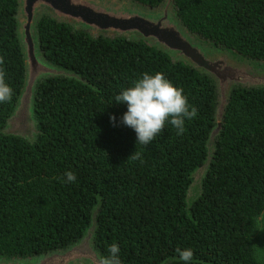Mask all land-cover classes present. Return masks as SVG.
<instances>
[{
  "label": "trees",
  "instance_id": "obj_1",
  "mask_svg": "<svg viewBox=\"0 0 264 264\" xmlns=\"http://www.w3.org/2000/svg\"><path fill=\"white\" fill-rule=\"evenodd\" d=\"M166 0H133L155 9ZM182 24L201 40L264 65V0H172ZM16 0H0V56L13 88L0 104V256L28 259L78 241L96 216L95 248L112 243L122 264H162L190 247L192 264H262L253 236L264 212V88L231 91L202 193L187 199L193 172L208 159L216 127L217 90L206 74L125 39L91 38L43 17L40 49L52 64L86 83L51 78L39 83L33 143L5 136L24 86ZM144 72H162L183 89L197 115L176 134L170 124L149 145L119 117L111 100ZM141 159H132L133 152ZM72 171L76 181L66 183ZM169 264H181L179 260Z\"/></svg>",
  "mask_w": 264,
  "mask_h": 264
},
{
  "label": "water",
  "instance_id": "obj_2",
  "mask_svg": "<svg viewBox=\"0 0 264 264\" xmlns=\"http://www.w3.org/2000/svg\"><path fill=\"white\" fill-rule=\"evenodd\" d=\"M16 34L23 54L24 86L12 114L2 130L33 143L39 133L34 118L36 87L51 78H68L86 83L77 74L50 63L41 52L37 24L48 17L58 24L83 31L91 38L125 39L144 42L149 47L168 55L173 62H182L208 75L215 83L218 98L216 127L210 133L208 159L193 174L187 199L193 201L202 193V181L207 175L214 153V142L220 132L230 93L235 88H264V65L217 47L194 36L182 24L172 0L155 9L145 8L133 0H16ZM98 203L91 225L74 244L28 259L0 256V264H101V255L94 245ZM179 260L167 259L162 264Z\"/></svg>",
  "mask_w": 264,
  "mask_h": 264
},
{
  "label": "clouds",
  "instance_id": "obj_3",
  "mask_svg": "<svg viewBox=\"0 0 264 264\" xmlns=\"http://www.w3.org/2000/svg\"><path fill=\"white\" fill-rule=\"evenodd\" d=\"M4 57L0 56V104L10 102L13 88L6 80L3 67ZM124 104L126 110L117 117L109 115V120L116 126L121 124L131 128L135 133V145L151 144L163 131L166 123L176 129V134L185 131V121L194 118L197 110L190 106L183 89L174 85L162 72H144L135 78L128 87L121 88L111 100V104ZM132 159H141L139 152L131 154ZM66 183L76 181V174L72 171L64 173ZM264 229V218L259 221ZM181 264H192L194 253L188 247L177 249ZM101 264H122L120 247L116 243L109 245L107 255L102 257Z\"/></svg>",
  "mask_w": 264,
  "mask_h": 264
},
{
  "label": "rangeland",
  "instance_id": "obj_4",
  "mask_svg": "<svg viewBox=\"0 0 264 264\" xmlns=\"http://www.w3.org/2000/svg\"><path fill=\"white\" fill-rule=\"evenodd\" d=\"M262 218H264V212L258 217L256 221L253 245L258 261L264 264V229H257L261 227V223L259 221H261Z\"/></svg>",
  "mask_w": 264,
  "mask_h": 264
}]
</instances>
